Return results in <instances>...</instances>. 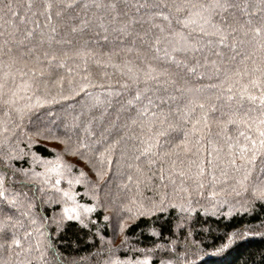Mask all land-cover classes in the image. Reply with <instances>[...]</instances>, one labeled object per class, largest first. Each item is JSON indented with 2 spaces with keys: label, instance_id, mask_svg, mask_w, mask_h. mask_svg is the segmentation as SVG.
<instances>
[{
  "label": "trees",
  "instance_id": "16d2710c",
  "mask_svg": "<svg viewBox=\"0 0 264 264\" xmlns=\"http://www.w3.org/2000/svg\"><path fill=\"white\" fill-rule=\"evenodd\" d=\"M67 2L0 0V81L8 72L14 75L7 77L10 89L32 85L17 91L22 118L3 103L7 96L0 98V122L7 127L0 129V179L15 199L14 205L0 199V264H139L145 259L148 264H264V199L253 194L264 181V157L257 158L246 190L227 167L229 144L244 143L243 122L259 115L258 105L247 98L259 90L244 72L254 62L264 63V49L251 31L264 21V0H219L222 9L210 7L216 0H187L209 6V11H192L211 16L226 35L223 44L199 16L187 28L177 22L187 12H176L173 5L186 0H75L65 7ZM201 25L208 35L199 31ZM178 31L191 47L173 52L172 33ZM32 68L44 74L29 72ZM37 97L53 102L25 107L35 105ZM160 113L173 128L160 138L159 150L179 155L150 165L155 157L141 155L142 141L151 135L150 124L153 131L159 127ZM185 131L188 153L173 147ZM196 139L203 145L199 153ZM109 148L111 163L105 158ZM57 157L68 166L61 167L58 186L56 174L47 171L54 166L47 162ZM209 158L213 175L205 163L198 178L189 162ZM173 159L184 177L169 176ZM201 182L203 188L197 186ZM162 198V211L133 215L137 207L146 211ZM76 205L92 211L78 207L79 219L66 218L64 208ZM14 237L20 247L10 248Z\"/></svg>",
  "mask_w": 264,
  "mask_h": 264
},
{
  "label": "snow or ice",
  "instance_id": "6c2138e0",
  "mask_svg": "<svg viewBox=\"0 0 264 264\" xmlns=\"http://www.w3.org/2000/svg\"><path fill=\"white\" fill-rule=\"evenodd\" d=\"M75 0H68L67 3L64 4L65 7H72L74 4ZM175 7V11L176 12H183L186 11L187 15L185 16L184 19H179L177 18V22L180 23L183 27L187 28L190 24H195L196 21L193 19V16H199L202 20H203V24L205 25H210L213 29H215V32L212 34H217L219 35V42L221 44L224 43L225 39H226V35L224 33L221 32V30L217 27V25L213 24L211 22V16H204L202 15L201 12L197 11V12H193L192 9L194 8H199V9H203L204 11H209L210 8L207 5H197V4H190L187 2L184 4H174L173 5ZM6 7L8 8L9 12H11V14L13 16L16 15L15 12L12 11L11 9V5H6ZM46 7L50 8L51 5H46ZM211 8H224L225 6L223 4H221L219 2V0H216V2L210 6ZM57 15H59V13H57ZM165 20H168V17L165 16L164 17ZM199 31L201 33H203L204 35H208L209 33L204 29L203 25L200 26ZM233 31H235V29H233ZM254 37L258 38L256 43L259 44V46L264 49V21L261 22V24L257 27H253L251 29ZM172 35L175 37V40L172 43V51L173 52H177V51H181V50H188L191 45L189 44V40L188 37L183 33V32H175L172 33ZM160 38L157 37L155 40V44L158 45L160 43ZM195 50V49H193ZM12 49L9 48L8 49V54H11ZM157 51H159V49L157 48ZM56 57L53 56L50 58L49 63H51L52 60H55ZM169 59L172 60L173 58L171 56H169ZM177 64L179 63V61H175ZM13 63H15V61L13 60ZM9 68H11V64L7 65ZM60 67L63 66V64L59 65ZM17 72H19L21 75L23 76H27L28 72H25L23 68H19L16 70ZM29 72L34 73L35 75H39L42 76L44 74L42 69H36V68H32L29 69ZM245 75H249L251 77L250 79V84L253 88H256L259 90V95H254V94H248L247 98L249 100V102H251L252 104H257L258 105V111H259V115L257 117H251L249 121H244V125L245 127L248 129V133L246 134L245 132H240L239 135L241 137H243L244 143H240L239 141H237L235 143V145L233 144H229V149H230V153H229V160L227 161V167L229 169H231V171L235 174L234 175V179L236 180V184L239 185L241 188L246 190L247 187V182L250 179V176L253 173V169L255 167L256 161L258 157H264V63H261L259 65H256L254 62V66L251 70L249 69H245L244 72ZM9 75H13L12 73H8L6 72L4 74L5 79L3 81H0V98L7 96V98L3 99V103L8 106V108H11L13 111H15L16 113H18L21 118L23 115V111L24 109L19 108L16 106V97H17V91L22 87L23 90L25 92L29 91L32 87V85L28 82H25L23 85H18L17 86V90H13L10 89L7 85V77ZM147 78L149 79H154V80H158V77L156 76H147ZM13 79H14V75H13ZM83 87H86V85L82 86L81 90H83ZM243 92H247V87H245L243 90ZM66 98V97H65ZM140 98V93L137 92V95L135 97V99H139ZM243 98V97H242ZM29 99H31V97H29ZM55 99V98H53ZM53 101H48L47 99H41L40 97L36 98V103L35 105L29 104L26 105L25 107L27 108H31L33 106H41L44 103H51ZM199 108L204 109V104L201 103L198 105ZM255 110V109H253ZM7 115V112H6ZM204 115V120H203V124L204 127L208 126V121H207V113H203ZM157 121L159 124V127H156L155 130L153 131V126L150 124L149 125V132L151 133V135L149 136L148 140L146 141H142L146 146L141 150V155H151L153 157H155V159H150L149 160V164L152 165L154 163H156L157 160H159L161 162V164L163 165L164 163V158L165 157H169L172 155H179L178 152H161L159 149L162 147L161 145V141L160 138L164 137L165 135H167L168 133V129H172L173 125L168 121L167 115L164 113H160L159 116L157 117ZM165 125L167 127H165ZM0 129L7 131V127L6 124L4 122H0ZM193 130H195V125L193 126ZM202 131V129H201ZM251 133H254V135H252ZM190 140H189V132L185 131L183 133V139L180 141L179 144L174 145L173 147L175 149H179L181 151H183L184 153H188L191 151V147H190ZM84 145L81 144V147H83ZM195 146H196V153H199L201 151V148L203 147V145L200 144V139H196L195 141ZM153 149H156V151H153ZM105 152L108 154L107 157H105V154L102 153L101 156L105 157L108 160V163H111V157H110V153H111V148L106 149ZM196 153H193L194 155ZM209 157H211V152H208L207 154ZM49 164H53V167H50L47 169L48 172H53L56 174V180H55V185L58 186L61 182V177H62V172L60 171L61 167H68L67 165H61L59 157H57V160L55 162H47ZM104 163V159H101V164ZM190 164H194L196 166V173L195 175L200 178L203 177L205 174V163L208 166V175L212 176V164L213 161L212 159H208L207 161H205L204 159H199V162L197 161H190ZM164 171L165 169L163 167H161V179L164 178ZM102 172L98 171L97 172V176L100 177L102 176ZM178 174L181 177H184L186 175L185 171L183 170H178L176 168V160L173 159L171 160V170L169 172V176ZM81 175H83V173H81ZM221 175L223 176H227L228 172L225 170H221ZM129 180H131V177H129ZM47 183V180L45 181ZM79 179L75 180V183H79ZM217 182V178L215 176H213V183ZM69 184H72L73 181L69 180L68 181ZM172 183H175V181L173 180ZM199 188H203L204 184L201 182L197 185ZM56 190L59 192L60 188L56 187ZM181 191L187 192L188 189L187 188H182L180 189ZM235 190V189H234ZM216 193H211V195H215ZM239 194V193H237ZM253 194L259 196L260 198L264 199V181H261L258 185L253 187ZM63 196L66 197L68 200H73V196L70 195V193L68 191H64L63 192ZM0 199L5 200L8 204L10 205H14L15 204V199L13 197H11L6 190L3 189V180L0 179ZM133 204H135V201H133ZM172 207H177V205L172 204ZM78 207H82L84 209V212H91L92 209L84 206V205H76L75 207L72 208H64V216L68 219H79L80 218V214L77 212V208ZM165 207V202L164 199L162 198L161 201L159 202V204L153 203L152 208L147 209L146 211L143 208V205L139 206L136 208L135 212H133L132 208H129L128 211L129 212H133V215L139 214V215H146L149 212L153 211V210H163ZM32 223H35V221L33 220ZM25 235H31V233H25ZM12 245H15L16 247H20V241L18 239H16L15 237L13 238L11 244L9 245V247L11 248ZM19 255V254H17ZM111 264H121L120 261L118 260H113L111 262ZM139 264H148V261L145 259L142 262H139Z\"/></svg>",
  "mask_w": 264,
  "mask_h": 264
}]
</instances>
